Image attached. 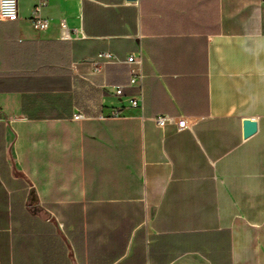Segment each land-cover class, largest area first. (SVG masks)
<instances>
[{
    "label": "crops",
    "instance_id": "crops-1",
    "mask_svg": "<svg viewBox=\"0 0 264 264\" xmlns=\"http://www.w3.org/2000/svg\"><path fill=\"white\" fill-rule=\"evenodd\" d=\"M18 11L0 19V264H264V0Z\"/></svg>",
    "mask_w": 264,
    "mask_h": 264
},
{
    "label": "built area",
    "instance_id": "built-area-1",
    "mask_svg": "<svg viewBox=\"0 0 264 264\" xmlns=\"http://www.w3.org/2000/svg\"><path fill=\"white\" fill-rule=\"evenodd\" d=\"M44 2H41L37 7H36V13L38 14L39 10L41 7L44 5ZM19 16V11H18V0H0V19L2 20H17ZM33 25L34 27L39 30V31H44L48 28V21L41 18L40 16H35L33 19ZM100 59H103L105 62H110V61H116V58L113 57L110 54L107 53H101L100 54ZM126 63L133 66L136 64V61L134 57H129L126 60ZM97 70H100L99 67H97ZM143 79L142 72L139 69L131 68V74H130V86L134 85H140L141 86V80ZM139 86V87H140ZM114 94L116 96H121L123 94V87L119 86L116 87L114 90ZM131 104L133 107H138L139 106V100H132ZM120 116V111L115 110L113 111V117H119ZM76 120H82L83 116L81 115H76L75 116ZM156 124L163 128L167 125H176L179 131L189 129L191 127L190 122L186 118H174L168 115H161L155 118Z\"/></svg>",
    "mask_w": 264,
    "mask_h": 264
},
{
    "label": "water",
    "instance_id": "water-1",
    "mask_svg": "<svg viewBox=\"0 0 264 264\" xmlns=\"http://www.w3.org/2000/svg\"><path fill=\"white\" fill-rule=\"evenodd\" d=\"M257 131L256 122L245 121L244 122V136L245 138L253 135Z\"/></svg>",
    "mask_w": 264,
    "mask_h": 264
}]
</instances>
